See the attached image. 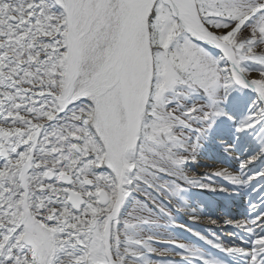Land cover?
Returning a JSON list of instances; mask_svg holds the SVG:
<instances>
[{
	"label": "snow or ice",
	"instance_id": "1",
	"mask_svg": "<svg viewBox=\"0 0 264 264\" xmlns=\"http://www.w3.org/2000/svg\"><path fill=\"white\" fill-rule=\"evenodd\" d=\"M0 264H264V0H0Z\"/></svg>",
	"mask_w": 264,
	"mask_h": 264
}]
</instances>
